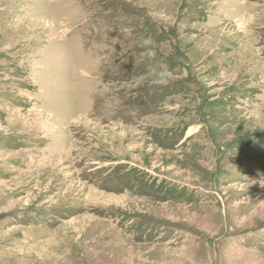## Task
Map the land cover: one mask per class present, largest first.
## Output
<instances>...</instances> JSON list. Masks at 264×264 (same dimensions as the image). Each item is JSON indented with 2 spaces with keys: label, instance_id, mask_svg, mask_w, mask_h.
Wrapping results in <instances>:
<instances>
[{
  "label": "rangeland",
  "instance_id": "obj_1",
  "mask_svg": "<svg viewBox=\"0 0 264 264\" xmlns=\"http://www.w3.org/2000/svg\"><path fill=\"white\" fill-rule=\"evenodd\" d=\"M0 264H264V0H0Z\"/></svg>",
  "mask_w": 264,
  "mask_h": 264
},
{
  "label": "clouds",
  "instance_id": "obj_2",
  "mask_svg": "<svg viewBox=\"0 0 264 264\" xmlns=\"http://www.w3.org/2000/svg\"><path fill=\"white\" fill-rule=\"evenodd\" d=\"M141 47L146 49L145 55L151 60L155 61L156 58V42L151 36L144 38L141 42ZM149 73L154 79V83L166 85L172 78V72L169 66L163 61H157L149 66Z\"/></svg>",
  "mask_w": 264,
  "mask_h": 264
},
{
  "label": "bare ground",
  "instance_id": "obj_3",
  "mask_svg": "<svg viewBox=\"0 0 264 264\" xmlns=\"http://www.w3.org/2000/svg\"><path fill=\"white\" fill-rule=\"evenodd\" d=\"M179 213V212H178ZM196 214V213H195ZM192 222V221H191ZM3 246V245H2ZM175 263V262H174Z\"/></svg>",
  "mask_w": 264,
  "mask_h": 264
}]
</instances>
